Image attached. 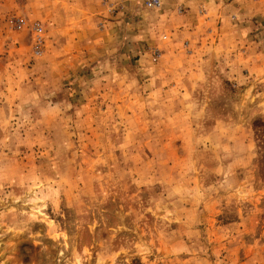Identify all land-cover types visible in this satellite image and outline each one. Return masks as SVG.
Here are the masks:
<instances>
[{
  "label": "rangeland",
  "instance_id": "rangeland-1",
  "mask_svg": "<svg viewBox=\"0 0 264 264\" xmlns=\"http://www.w3.org/2000/svg\"><path fill=\"white\" fill-rule=\"evenodd\" d=\"M146 1L0 0V264H264V0Z\"/></svg>",
  "mask_w": 264,
  "mask_h": 264
},
{
  "label": "built area",
  "instance_id": "built-area-1",
  "mask_svg": "<svg viewBox=\"0 0 264 264\" xmlns=\"http://www.w3.org/2000/svg\"><path fill=\"white\" fill-rule=\"evenodd\" d=\"M160 5L159 0H147L146 6L150 8H155ZM11 23L16 27H21L27 22L23 18H15L11 20ZM30 28L33 32V51L36 55H39L42 52L44 44L43 28L39 22H31Z\"/></svg>",
  "mask_w": 264,
  "mask_h": 264
},
{
  "label": "crops",
  "instance_id": "crops-1",
  "mask_svg": "<svg viewBox=\"0 0 264 264\" xmlns=\"http://www.w3.org/2000/svg\"><path fill=\"white\" fill-rule=\"evenodd\" d=\"M119 3H121L122 1L123 2H129L128 4L133 6L136 4L137 0H118ZM209 0H206V2H204L203 5L206 9L209 10V12H212L214 11L215 12V15H216V19H215V23L216 25L220 23V20L222 21L221 24L223 23V19L225 18V14L227 13L226 9H225V6H223L222 4V0H210L211 2H208ZM235 1V0H234ZM208 2V3H207ZM233 3V2H232ZM200 5V6H201ZM228 7V5H227ZM236 8V7H235ZM191 9H189L188 12H190ZM190 19V18H189ZM243 19V18H242ZM194 20H191L189 23L192 25V22ZM238 24H243V23H239L237 22ZM190 27V26H188ZM195 27V26H194ZM186 29L183 27V29H179V32H184Z\"/></svg>",
  "mask_w": 264,
  "mask_h": 264
}]
</instances>
